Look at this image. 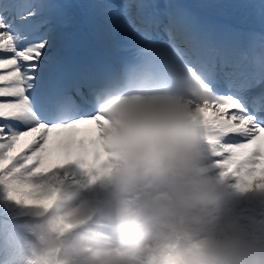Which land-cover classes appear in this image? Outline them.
<instances>
[{"label":"snow or ice","instance_id":"1","mask_svg":"<svg viewBox=\"0 0 264 264\" xmlns=\"http://www.w3.org/2000/svg\"><path fill=\"white\" fill-rule=\"evenodd\" d=\"M60 5L37 0H0V193L36 191L41 181L69 162L78 163L101 145V117L96 105L109 91L131 84L150 68L187 88L200 84L201 100L193 120L223 176L238 187L264 188V42L243 50L211 39L195 29L181 12L146 15L143 32L160 28L168 39H150L137 55L112 67H96L56 75L50 52L51 30L40 32L44 10ZM114 7V5H105ZM124 9L157 8L146 3ZM264 15V0L256 5ZM181 34V39L176 34ZM57 154L53 161L52 154ZM0 212V251L3 224ZM11 252L15 235L6 240Z\"/></svg>","mask_w":264,"mask_h":264},{"label":"clouds","instance_id":"2","mask_svg":"<svg viewBox=\"0 0 264 264\" xmlns=\"http://www.w3.org/2000/svg\"><path fill=\"white\" fill-rule=\"evenodd\" d=\"M125 94H105L97 103L103 148L116 194L100 218L116 234L59 241L69 264H264V234L234 209L230 182L219 177L193 113L199 82L187 88L146 68ZM249 200L264 198L259 189ZM233 205V206H230Z\"/></svg>","mask_w":264,"mask_h":264},{"label":"rangeland","instance_id":"3","mask_svg":"<svg viewBox=\"0 0 264 264\" xmlns=\"http://www.w3.org/2000/svg\"><path fill=\"white\" fill-rule=\"evenodd\" d=\"M259 1V0H256ZM195 2L197 5H207V4H202L199 3L197 0H192V3ZM235 2V3H234ZM245 3L244 6H240L242 4L241 0L240 1H236V0H212V4L210 7H214L215 10L217 11H221L223 6L225 7H235V11L244 13L246 12L248 9H251L252 4H251V0H246L243 1ZM229 3H233V4H229ZM241 15V14H240ZM56 153L52 154V159L53 161H55L57 159ZM212 164V166L217 170L218 167L216 166V163L210 162ZM69 169H72V171H67ZM72 173V174H71ZM219 173V177H221V171H218ZM64 174H70V181L68 183V186L63 189L62 194H69V196H71L73 193L78 192V191H84L86 193H91L93 191L91 190H96L97 189L100 190L99 194L104 196L103 193H105L108 197H112V196H116L115 192L111 193V187L106 183L107 177L110 175V166H109V160L107 162V165L105 167H99L95 161L90 158V159H84L81 162L78 163H74V166L72 168H70V166L68 167H62L58 170L55 171V174H50L48 176H46L42 181V187L36 191H30V195L33 196L37 201H39L40 206L39 208H41V212H39V208L37 211H33L29 212L31 214V217H38L39 215L41 216L43 214L44 219L40 220V221H34L35 223H32L35 230H37L36 234H33L30 231H22V235L23 237H25L26 239H30L28 242L31 243H38L37 246V251L39 253L42 254V256H46L50 258V264L53 263L55 258H59L64 259L65 258L62 256V254H59V250L61 249L60 245L57 246H51L48 242L51 239H57L59 241H64L66 239H70L67 235L69 233V231L74 228L75 226H78V224H80L85 216L89 213L90 209V200L88 199V197L84 196V197H80L79 202L83 203L86 205L87 209L86 211L81 214L78 218L76 219H71V220H61L59 218H57L59 216V214L63 211H67V214H63L65 216L70 215L71 213L69 212L70 210L67 209V207L63 204H61V202L63 201L62 196L58 199V201L55 204V207H60L57 211L52 212L51 214H48L50 212V210H47V205L48 203L53 199L52 194H54V191H56V186L54 185V181H53V176H57L59 179L64 175ZM238 185H240V182H234L231 186L232 189L234 191V195L235 198L237 199L238 196L240 195V192L242 190V194L245 190H249L250 186H243V187H238ZM256 186L260 187L259 184H257ZM256 186H253V188H255ZM261 188V187H260ZM29 192H24L22 194L20 193H16V196H20L22 197L23 202L27 205L28 203V199H26V197L24 196V194H28ZM3 193H0V196H2ZM242 198V197H241ZM238 199L239 200L241 199ZM76 199V197H75ZM245 200V199H244ZM243 200V201H244ZM261 200V199H259ZM264 203V200H261ZM69 202H71L69 200ZM251 202V201H250ZM25 204H23V207L25 209ZM236 205V203H235ZM0 209L2 211H4L5 205L1 204L0 205ZM257 210V207H248L247 208V204L244 203L239 209H237L236 211L241 213L244 217H249L251 219L254 220H259V223H264V218L263 214L260 217H256L255 215H258L259 213H255ZM253 211V213L251 212ZM251 212V213H249ZM21 212H18L15 215H21ZM26 213V212H25ZM22 214V216H24V214ZM255 213V215H254ZM7 215H9V212L7 211ZM15 217V225H20L22 227V223L23 222H27V221H21L20 218ZM253 220V221H254ZM262 227V226H261ZM51 228L53 232H51L52 237L50 238V240L47 239H42L43 235L42 233H46L47 229ZM263 230V227H262ZM258 231V228H257ZM68 232V233H67ZM30 234H32V236H30ZM19 256L18 259L19 261L16 264H24L26 262V258L27 257V252L24 250H22V254L19 252ZM30 259V258H29ZM66 261V260H65ZM68 263V261H66ZM56 263V260L54 261V264ZM149 264V263H147Z\"/></svg>","mask_w":264,"mask_h":264},{"label":"bare ground","instance_id":"4","mask_svg":"<svg viewBox=\"0 0 264 264\" xmlns=\"http://www.w3.org/2000/svg\"><path fill=\"white\" fill-rule=\"evenodd\" d=\"M130 2V0H124V4H128ZM256 5H258V3H255V8H256ZM66 7V13H71V16H78L79 15V12L78 10H76L74 4L72 3H69V4H66L65 5ZM97 10V14H100L104 19V21H106V23L104 24V26L106 27V32H109V34L104 37L106 38V42L108 43H116L115 42V37L117 35L116 31H119L121 30V21L125 15V12L127 11V9H124V8H119V9H114V10H111V11H108L106 10V8H98L96 9ZM124 11V12H122ZM253 13V11H248L247 14L245 15L246 17H248L249 15H251ZM82 14V13H81ZM261 14V12H260ZM120 16L122 19L120 20H116L114 23H111V20L114 18V17H118ZM83 18H81V21H82ZM51 24V22H48L43 24L42 27H41V30H42V33L45 32L47 26H49ZM261 25H264L263 23ZM91 29V27H89ZM85 29V27L83 28V25L80 24V26H77V27H74V28H71V30H81L83 31ZM98 36V35H97ZM120 38H121V41L124 42V37L122 35H120ZM54 54L53 51L50 52V55L52 56ZM137 54V53H136ZM52 61H54V59H52ZM93 64H95L92 60H85L79 64H76V66H80V67H84L86 68L87 70L90 69V66H92ZM101 64L99 65H96L95 67L93 68H96V67H101L100 66ZM69 71H72V69L70 68ZM74 71H78V67H76L74 69ZM102 137V135H101ZM249 189L251 191H254L253 190V186H250ZM257 189V188H256ZM84 208H81L79 207L78 209H76V211L72 214V215H68V218H65V217H62L60 216L59 218L61 220H64V221H67L68 219H76L77 217H79L83 212H84Z\"/></svg>","mask_w":264,"mask_h":264},{"label":"trees","instance_id":"5","mask_svg":"<svg viewBox=\"0 0 264 264\" xmlns=\"http://www.w3.org/2000/svg\"><path fill=\"white\" fill-rule=\"evenodd\" d=\"M30 194H31L30 192L26 194L27 199L30 201L29 206L32 208H37L40 205V203Z\"/></svg>","mask_w":264,"mask_h":264}]
</instances>
